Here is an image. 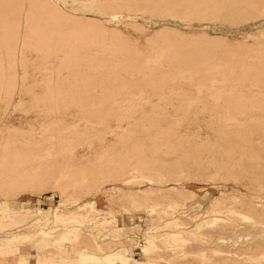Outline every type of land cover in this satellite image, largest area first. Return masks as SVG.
<instances>
[{"label": "rangeland", "instance_id": "obj_1", "mask_svg": "<svg viewBox=\"0 0 264 264\" xmlns=\"http://www.w3.org/2000/svg\"><path fill=\"white\" fill-rule=\"evenodd\" d=\"M3 1L5 2V0ZM109 1L114 2V0H103L105 4L111 3ZM4 2L0 1L1 21L9 15L8 12L10 11L9 7L8 10L5 11L7 6L3 5L5 4ZM66 2L67 3H60L63 9L70 13L78 14L79 17H103L99 13L89 12L92 8L86 10L87 8L85 5L89 8V4H91L89 1H86V4H84L85 11L75 10L71 4V0H66ZM118 2V7L115 10L120 16L133 18L137 21V24L143 23L148 32L152 31V34L145 37L147 38L146 41H148L150 45L152 43L162 48V51L166 54L164 64L167 68L168 66L171 67V69L167 71L172 75L184 77L193 75L191 80L195 83L209 82L210 76L213 74V71L217 70L216 66L221 64V62L219 59L215 61L208 59L215 58L213 57L214 52L212 50L217 53L222 45L226 44V36H229L231 41L248 38L236 44L234 47L235 50L239 48L244 49L247 53L244 57L239 58L238 62L228 70V74L231 76L230 78H232V76H240L243 72V67H247L246 73L248 78L245 79L247 83L258 82L257 80L250 79V76L256 73V69L264 73V0H118ZM102 19L106 20V18ZM105 23L109 26H116L129 37L138 39L140 43L143 42V34L141 33L142 30L139 25L131 23L127 26L124 18ZM6 26L10 25L6 24ZM162 27H166L165 30ZM159 28L162 30H156ZM173 28L179 30L172 31ZM154 31L157 32L155 33ZM173 32L175 35H173ZM1 44L2 40H0V45ZM230 48L232 49L233 47L231 46ZM212 52L213 55H211ZM2 54L3 51H0V56ZM1 59L3 60V58ZM2 60H0V62ZM182 60H189L191 64L188 63L186 67H184L180 63ZM39 63L40 59L37 58L34 63L29 66V71L34 72L35 79L37 80L35 81V90L38 97L42 95L47 86L45 81L42 82V77H44L45 74L42 73L41 69L36 68ZM79 71H89V73H93L91 72L92 69L86 65L73 64L70 69L62 71L61 77H69L68 79L62 78L60 82L66 86L70 85L69 83L73 80L72 76ZM220 71L223 73V68H221ZM55 74L54 72L53 75ZM130 80V78H127V82H130V84L134 82ZM260 82H264V80ZM71 86L69 88L76 91L74 87L72 86V88ZM86 87L83 85L82 89H80V86L79 91H77L80 97L83 94V99L81 97V100L78 102H59L60 109L57 110V112L51 111L49 107L52 102L48 101V99L45 101V98H42V101H36L35 99L33 101L29 96L25 95L27 101L23 106H10L7 109L4 108V102H0V116L6 113L7 118L15 120L19 117L24 119L26 110L29 108V105L32 104L27 119L33 124L37 138L45 136V132L43 131L45 127L47 130L49 127L48 132L51 131L53 134H58L60 131H63V134H77L78 137L81 133L87 134V140H84L83 143H78L79 146L76 145L78 147L75 146L76 148L73 150L75 157L73 156L74 158L68 161L73 162L77 168L93 165L95 152L101 150L103 147L113 146L116 152L114 159H111L112 161L110 160V162L104 163L105 168L101 166V171H99L98 174L96 173L97 170L94 172L99 176L95 174L91 176V178L93 177L94 179L89 180L91 181L90 186L89 181L86 183L81 180L78 181L77 179L75 182L71 183L69 180L64 179L61 182L63 185V195L60 193V187H58L57 183L53 180L46 184H42L41 187L37 189L33 184L19 183L17 189L10 191L8 190L9 185L3 184L0 179V203L3 207L9 205L13 209H21L28 212H34L37 211L38 208H42L44 215L50 216L51 212H53L52 209L57 206V211L59 212L68 211L66 217L73 216L82 218V215L86 214L96 219L95 224H88L86 222L78 226L76 235L70 232L71 223L65 221L58 225L55 224L50 234L44 239L40 238L41 240H36L34 238H29L27 241H24L20 238L19 240H21V242L18 241L21 244L17 243L19 252L16 256H19L20 260L22 258V262L25 264H39L38 259H41L43 254H46V257L49 258V264H76L78 253L79 251L81 252V250L87 251V253L91 255L94 254L95 257L102 259L106 258L105 255L107 253L119 250L130 259H136L138 261L145 260L146 256L141 252V247L145 245V238L148 231L147 226L156 224V226L159 227L158 231L160 230L159 232L156 230V233L162 234L165 233V231L180 230V232H182L181 236L187 240L183 245L175 242V248L172 247L174 248L172 249L171 244L170 248L163 247L166 242L161 239V237H158V247L153 254L155 264H264V215L256 216V218L261 221V224L258 223L259 226L257 227L249 225L248 223L251 219H245L244 217L242 218V216L241 218L240 216H237V218L227 217L228 222L222 225L217 224L216 226V224L204 223L200 225L199 228L195 227V217L197 213H203L206 207H208L207 205L210 200L215 196L225 194L226 196L234 195L238 196L242 201L249 200L252 204L259 205V208L264 207V170L261 172V169H264V150L259 149V147L264 146L263 109L253 108L246 114L241 115L240 119L245 121V126L242 127V129L253 131L248 134H236L235 131L239 130L240 127L234 124L225 126L222 119L223 115L218 109H213L210 105L211 102L205 107L200 103L198 105H193V108L190 107V109L187 107L188 103L183 97L177 98L171 96L168 97V99L166 97L164 98V102L158 96L149 97L150 102H141V111L138 109L131 113L133 117L118 121L111 115L112 113H108L107 116H105L104 111H90L87 109L90 104L97 102L100 98L102 99V106L107 108L109 106H117L118 103H111L107 95H102L101 88L96 87L94 90H90V86ZM254 98L259 102V99L261 100L264 98V95H255ZM155 104L165 105L162 110L163 112H160V109L155 112L154 110L151 111L152 105ZM188 111H190V113H188ZM185 112L189 115L187 119L178 120L176 118L177 115L180 117L185 114ZM162 113L174 115L175 117L165 118L162 116ZM138 118H140V121L136 120ZM53 121H55V124L51 123ZM178 121L180 122L179 126L173 125L174 122ZM138 122L139 124L137 125ZM66 126L69 127V129L65 130ZM218 126L221 129H219ZM89 130H91V133ZM140 130L142 133L139 132ZM159 130L163 131V137L165 136V138H167V136H170V140L172 142L174 141L173 145L175 144L177 146L178 142L176 138L182 135L186 139L189 138V146H191V148H194V145L203 146V148L199 150L201 159L203 158V161H212L216 164L224 162L223 164L227 167L226 171L221 172L217 177L215 176L214 179H207L211 178V170L214 167H197L191 159L173 168L172 166L174 164L172 162L176 159V156L179 155V152H172L171 150L173 148L176 149V146L165 143L162 146V152L164 151L165 153V151L168 150L165 156L161 154V151L159 154L157 153L158 156L161 155L159 156L161 159H154L153 157L143 158L141 162L134 164L139 168H142L144 165L160 168L162 173L159 176L164 178L162 181L153 180L152 184H150L145 177H133V175H131L132 173H126L127 170H130L129 165L133 163L132 161L128 164L129 158L130 161L132 159V156L130 157V151L127 149L126 155H122L124 160H121L124 162L120 161L121 163H118V158L121 155V150L130 147L132 151V146L131 142L127 141L128 143H123L125 146L127 145V147L124 148V145H121L122 142H120L121 136L125 134V136H131L132 138L143 139V145L144 148H146L145 145H150V143H148V139L145 137H147L148 134L152 135L155 132H159ZM177 130L180 131L179 133L177 132V137H174L176 136L175 134L172 135V137H174L172 140L170 134L175 133ZM220 131L227 132L225 135L222 134L224 138L220 137ZM243 138H248L251 142H244ZM90 141L91 144L89 143ZM241 146H252L262 157L258 158L259 160H257V158L255 160L252 158H245L243 153L248 152L247 155H250V151L242 150L240 148ZM204 148H206V150ZM229 149H232V152ZM211 153L213 155H210ZM168 154L170 155L168 156ZM168 160L169 162H167ZM246 160L249 161V163ZM52 161L54 163L48 162V164L51 168L57 169L64 163L65 159L57 158ZM115 161L118 162L116 163ZM250 161H252V163L254 162L255 165L257 164L255 167L257 168V166H259L258 169L261 171L258 169L254 171L251 167L250 170L248 166L251 163ZM252 163L250 165L253 167ZM242 165H245V167ZM3 167L4 161L1 158L0 170L3 169ZM124 167L127 169L125 170L126 174L122 172L124 171ZM171 167L173 169H171ZM240 167L246 170L244 171ZM207 169L211 170L208 171ZM180 171L185 173V176L178 178L177 176ZM242 171H249V173L247 172L244 175ZM233 172H235V175H233ZM236 172L240 174H236ZM121 173H123V175ZM120 174L122 176H120ZM151 174L153 176L158 175L155 173ZM98 178H101L102 181ZM175 179H178L177 183ZM128 180L132 181L126 183ZM97 184L101 186V191L96 192L91 190V192H89L90 187H95ZM173 185L176 187L178 185V188L181 189L177 191L166 190ZM118 187H120V189L148 187L163 189L161 192L148 191L134 194L133 192L122 193L118 190ZM83 189L85 191H83ZM174 198H176V201H178L180 205H173L172 209L163 212V209L166 208V201H168V199L174 200ZM93 199L94 208H78L79 205ZM62 201L64 202L62 203ZM157 201L164 202L165 204L158 206V212L155 214L152 213L153 217H151L150 213L146 211V206L155 204ZM170 210H176V215H178L177 223L180 222L182 225H185L183 229H180L177 224H168L167 227L161 228V226L163 227L161 224L164 220L172 216ZM241 211L247 214L250 213L246 208H242ZM202 213L199 216V222L205 217V214ZM113 215L116 217L118 216L116 224L122 225V228H115L111 222ZM14 219L16 221H23L21 217ZM34 220H30V223ZM18 225L20 226L14 225L12 226L13 228L0 227V236L10 233L11 231L20 234L29 230V224L21 223ZM0 226H2V224H0ZM193 228L196 229L194 230ZM197 230H200V232L193 234V232ZM220 237H223L226 241L223 243H221L222 241L219 242L220 240H218V238ZM227 240L230 242H227ZM58 241L66 242L61 246V244H56ZM212 248L223 249L224 251L217 255L212 252ZM65 251H67L68 254L65 253ZM202 253L203 255H201ZM4 260H6L4 256L0 258V261ZM132 262L134 261L132 260ZM106 264L122 263L118 260H110Z\"/></svg>", "mask_w": 264, "mask_h": 264}, {"label": "bare ground", "instance_id": "obj_2", "mask_svg": "<svg viewBox=\"0 0 264 264\" xmlns=\"http://www.w3.org/2000/svg\"><path fill=\"white\" fill-rule=\"evenodd\" d=\"M0 1L4 2L3 0ZM71 1V4L73 5V8L75 10L78 9L80 11H85L86 6V10L92 8L91 10H89V12L99 13L103 17L86 16L85 18H82V16L79 17L78 14L70 13L63 9V7L60 5V3H67L66 0H5V4L2 3L3 5L7 6V9L4 7L5 11L8 10V7L10 10L8 12L9 15L5 19H2V21L0 20V40H2L0 51H3V54L0 56V60H2L1 58H3V60L0 62V102H4L5 109L9 108L10 106H23L27 101V98L25 96L27 95L33 101L34 99L36 101H39L42 98H45V101H47L46 99H48V101L52 102L49 107L51 111L57 112V110L60 109L59 102L61 101H80L83 94L80 97L77 91H79L80 86V89H82L83 85H85V87L88 85L90 86L89 88H91L90 90H94L96 87L101 88L102 95H107L110 98L111 103L115 102L118 104L117 106H109L107 108L102 106V99L100 98L99 100H97V102L90 104L87 109L90 111H104L105 116H107L108 113H112L111 115L114 116L118 121L133 117L131 113L137 111L138 109L141 111V102H150L149 97L158 96L164 102V98L167 97L168 99V97L172 96L177 98H185L188 103L187 107L189 108H193V105H198L200 103H202V105L205 107L209 105V102H211L210 105L213 107V109H218V111H220L223 115L221 116L223 117L222 119L225 126L234 124L240 127L239 130L235 131L236 134H248L250 132H253L252 130L242 129V127L245 126V121H242V119L240 118L241 115L246 114L253 108L264 110V98H262L261 100L259 99L260 103L254 98L255 95H264V82H260L261 80H264V73L260 72L259 69H256V73L250 76V79L258 81L256 83H247L245 81V79L248 78V75L246 73L247 67H243L244 69L242 70L243 72L240 76H232V78H230L231 76L228 74V70L238 62L239 58L244 57L247 53V51L244 49L239 48L238 50H235L234 47L236 46V44H239L241 41L248 38L242 40L235 39V41H231L229 36H226V46L222 45L221 49L217 53L212 50L214 52V55L213 52L211 53V55H213V57L215 58L208 59L213 61L219 59L221 64L216 66L217 70L213 71V74L210 76L209 82L195 83L191 80V78H193V75L184 77L168 73L167 70H170L171 67L168 66L167 68V66L164 64L166 54L162 51V48H159L152 43L150 45L149 42L146 41L147 38L145 37L152 34V31L148 32L146 26L143 23L137 24V21L133 18L120 16L115 10L118 7V0H114V2L109 1L111 2L109 4H105L103 0ZM86 1H89L92 4H89V8L87 7V5L84 6V4H86ZM102 18H106V20ZM122 18L125 19V24L127 26H129L128 24L131 23L140 26L142 30L141 33L143 34V42L140 43L138 42V39L129 37L118 27L109 26L105 23L109 21L120 20ZM6 24L10 26H6ZM165 28L163 29L165 30ZM160 29L161 28L156 30ZM174 30L179 29L173 28L172 31ZM173 35H175L174 32ZM231 46L233 47L232 49L230 48ZM37 58L40 59V63L38 64V66H36V68L41 69L42 73L45 74V76L42 77V82L45 81V84L47 85L46 90L40 97H38L35 90V81H37L34 76L35 74L33 71H29V66L33 64ZM180 63L182 66L186 67V65L190 63V61L182 60L180 61ZM73 64L86 65L92 69L91 72L93 73H89V71H79L75 73L74 76H72L73 80L72 82L70 81V85L66 86L60 81L62 80V78L68 79L69 76L61 77V73L63 70L65 71L66 69H70ZM221 68H223V73L220 71ZM93 70L96 72H94ZM54 72L56 73L55 75H53ZM127 78H130V81L134 82L130 84V82H127ZM71 85L76 91L69 88ZM31 107L32 104H30L29 108L26 110L24 119H22L21 117L17 118V120L10 119L7 118L6 113H4L3 116H0V159L2 158L4 161V167L0 170V179L2 180L3 184L9 185L8 190L14 191L15 189H17L19 183H30L33 184L37 189L40 188L42 184H46L47 182L53 180L55 183H57L58 187H60V193L61 195H63V185L61 184V182L64 179L69 180L71 183L75 182L77 179L78 181L81 180L82 182L87 183L89 180L94 179L93 177L91 178V176H93L94 174L97 175L98 172L101 171L100 168L101 166L104 167L105 162H110L111 159H114V155L116 154L114 147H103L101 150L95 152L93 165L77 168L73 162L68 161H71V159L75 157L73 150L74 148L79 146L78 143H83L84 140H87V134L81 133L79 134V137L77 136V134H63V131H60V133L58 134H53L51 131L48 132L49 127L48 130L45 127L43 129V131L45 132V136L42 138H37L35 134L36 132L33 128V124L31 123V121H29V119H27L29 114L28 112L30 111ZM164 107L165 105L155 104L152 105L151 111L154 110L155 112L156 110L160 109V112H163L162 110ZM190 111H188V113H190ZM162 116L165 118L175 117L174 115L172 116L166 113H162ZM188 116L189 115L187 114V112H185V114L180 117L177 115L176 118L178 120H181L184 118L187 119ZM263 118L264 117H262V119ZM139 119L140 118L136 120ZM51 123L55 124V121ZM138 124L139 122L137 123V125ZM173 125L179 126L180 122H174ZM218 128L221 129L219 126ZM66 129H69V127L66 126L65 130ZM89 131L91 133V130ZM179 131L180 130H177L175 131V133L170 134L171 137L174 134L176 135L174 137H177ZM139 132H141V130ZM220 133V137H222V134L225 135L227 132L220 131ZM162 134L163 131L161 130H159V132L153 133L152 135L148 134V136L145 138L148 139L147 141L148 143H150V145H145L146 148H144L142 141L143 139L132 138L131 136H125V134H123L120 138V142H122L121 145H124L123 143H128L127 141L131 142L132 151L130 147V149L125 148L127 147V145H124L125 149L121 150V155L118 153L120 157L118 158L119 162H117L121 163L120 161L124 160L122 158V155H126V151L128 149L130 151H128L130 153V157L132 156L131 161L129 158L128 164L132 161L133 163H131L132 165H129L130 170H127L124 167V171L122 172L125 173V170H127L126 173H132L131 175H133V177H145L150 184H152L153 180L162 181V179L164 178L162 176H159L162 173V171H160V168L154 166L150 167L146 165H144L142 168H139L138 166L134 165L141 162L143 158L153 157L154 159H161L159 158V156L161 155L158 156V154L160 151L162 152V146L165 143H167L168 145L176 146L175 144L173 145L174 141L172 142L170 140V136H167V138H165V136L163 137ZM174 137H172V140ZM222 138H224V136ZM176 141L178 142L176 149L173 148L171 151H177L179 152V155L176 156V159L174 158L175 160H173V162L170 161L174 164L172 166L173 168H175L174 166L182 165L184 161L187 162L189 159H191L197 167H214L212 168V170L207 169L208 171L211 170V178L207 179H214L215 176L217 177V175H219L221 172L226 171L227 167L225 164H223L224 162L216 164L215 162L203 161V158L201 159L199 150L203 148V146L194 145V148H191V146H189V138L186 139L182 135H179L178 138H176ZM243 141L251 142V140L248 138H243ZM89 143L91 144V141ZM240 148L242 150L250 151V155H247L248 152L243 153V155H245V158L247 159L252 158L255 160L257 158V160H259L258 158L262 157L258 153V151L254 150L252 146H241ZM204 149L206 150V148ZM259 149L264 150V146L259 147ZM146 150L149 153H147ZM229 150L232 152V149ZM167 151L168 150H166L165 153ZM165 153L163 151L161 154L165 156ZM169 155L170 154H168V156ZM210 155L213 154L211 153ZM57 158L65 159L64 163H62V165L57 169L51 168L48 162L51 163L53 162L52 160ZM169 160L167 162H169ZM247 162L249 163V161ZM250 162L252 163V161ZM250 164L248 165L250 170L251 168H253V170L255 171L259 167L257 166L256 168L255 166L257 164L255 165L254 162L252 163L253 167ZM242 166L245 167V165ZM172 167L171 169H173ZM240 168L244 170L243 167ZM261 170L259 171L263 172L264 169ZM182 171H180L179 175L177 176L178 178L185 176V173H183ZM94 172H96L97 174ZM247 172L249 173V171ZM247 172L242 171L244 175ZM151 173L158 174L156 175L158 177L153 176ZM121 174L123 175V173ZM121 174L120 176H122ZM236 174L240 173L236 172ZM233 175H235V172H233ZM131 181L132 180H128L126 181V183ZM177 181L178 179H175L176 183ZM90 182L91 181H89V186ZM118 188V190H120L122 193L133 192L134 194H140L141 192L148 191L161 192L163 189L158 187L138 189H120V187ZM84 189L83 191L86 190ZM101 189V186L97 184V186L95 187H90L89 192H91V190L99 192L101 191ZM180 189L181 188H178V185L177 187L173 185L166 190L177 191ZM64 201H62V203ZM93 201L94 199L89 200L84 204L79 205L78 208H94ZM166 202V208L163 209V212H167L169 211V209H172L173 205H180V203L176 201V198H174V200L168 199V201ZM162 204L165 203L157 201L155 204L147 205L146 211H148L151 217H153L152 213L155 214L156 212H158V206H161ZM207 206L208 207H206L203 213H197V216L195 217V227L199 228V226L204 223L213 225L216 224V226L217 224H226L228 222L227 217L237 218V216H240V218L242 216V218L244 217L245 219L250 218L251 221H249L248 224L257 227L259 226V224H261V221H259L256 216L258 217L264 215V207L259 208V205L252 204V202L249 200L242 201V199L234 195L226 196L225 194L215 196L210 200ZM57 208L58 207L56 206L52 209L53 212H51L50 216H45L42 208H38V210L34 212H28L21 209H13L9 205L3 207L0 203V224H2V226L0 227L13 228L12 226H20L18 224L21 223L29 224V230L24 233L16 234L15 231H11L10 233H6L5 235L0 236V258H2L3 256L6 258V260L0 261V264H25L24 262H22V258L20 260V257L16 256V254L19 252L18 244H21L19 243V241L21 242V240H19L20 238H22L24 241H27L29 238H34L36 240H41L40 238L44 239L48 234H50L55 224L58 225L65 221L71 223L70 232L73 235L77 234L78 226L83 225V223H96V219L94 217H91L90 215L84 214L82 215V218H76L73 216L66 217L68 211L59 212L57 211ZM242 208L248 209L250 213L247 214L246 212L241 211ZM170 211L172 216L169 219L166 218L164 220V222L161 224L163 225V227L161 226V228L167 227L168 224H177L180 229H183L185 225H182L180 222L177 223L178 215H176V210ZM201 213L205 214V217H203L201 219V222H199V216ZM17 217L23 218V221H16L14 218ZM117 217L113 215V219H111V222L116 229L122 228V225L116 224V220L118 219ZM30 220L34 221L30 223ZM147 227L148 231L145 238V245L141 247V252L146 256L145 260L143 259L141 261H138L136 259H130L126 255L122 254V252L119 250L109 252L106 255L104 254L106 257L105 259L95 257L94 254L91 255L87 253V251L85 252L81 250V252L79 251L78 253L76 264H106L110 260H118L122 264H155L153 254L158 247V237H161V239L166 242L163 247L168 248H170V244L171 248H175L176 243H180L183 245L187 240L186 238L181 236L182 232H180V230H170L168 232L165 231V233L160 234L156 233V230L158 231L159 229L156 224L149 225ZM199 232L200 230H197L196 232H193V234H197ZM218 240H220L219 242L222 241L221 243L226 241V239L224 240L223 237L218 238ZM64 242L66 241H58L56 244H61L62 246ZM227 242L230 241L227 240ZM223 251V249L212 248V252L216 253L217 255H219ZM68 252L65 251V253L67 254ZM201 255H203V253ZM132 260L134 262H132ZM38 262L39 264H49V258L46 257V254H43L42 258L38 259Z\"/></svg>", "mask_w": 264, "mask_h": 264}]
</instances>
